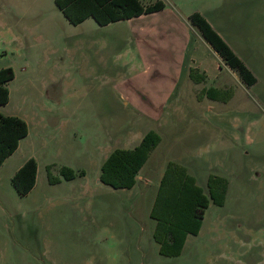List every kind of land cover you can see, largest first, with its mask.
I'll return each mask as SVG.
<instances>
[{"label": "rangeland", "instance_id": "1", "mask_svg": "<svg viewBox=\"0 0 264 264\" xmlns=\"http://www.w3.org/2000/svg\"><path fill=\"white\" fill-rule=\"evenodd\" d=\"M161 1L170 9L101 26L72 24L54 0H0V69L14 72L0 112L29 126L0 166V264H264V0ZM174 8L204 13L257 83L225 69L223 99L192 77L202 73L175 41L189 27ZM151 130L161 139L136 185L102 183L109 154ZM31 157L36 184L20 195L12 178ZM171 161L207 194L210 175L228 181L176 257L160 253L150 215Z\"/></svg>", "mask_w": 264, "mask_h": 264}, {"label": "trees", "instance_id": "2", "mask_svg": "<svg viewBox=\"0 0 264 264\" xmlns=\"http://www.w3.org/2000/svg\"><path fill=\"white\" fill-rule=\"evenodd\" d=\"M55 2L74 25L93 17L99 25L105 26L119 20L160 11L165 7L163 1L149 5H144L140 0H55ZM189 19L224 63L235 71L247 86L251 87L257 82L253 72L201 13H192ZM190 75L196 79L205 78L203 74L197 78L194 70H191ZM13 78L14 72L11 67L0 69V105L9 102L10 91L7 84ZM28 133L29 126L23 118L0 112V166L17 150L21 139ZM160 139V135L151 130L137 146L114 149L102 165L100 181L115 189L133 188ZM37 171L38 165L33 157L27 159L19 168L12 178V184L18 194L26 195L34 188ZM207 185L208 194L198 184L195 176L188 172L186 166L174 161L168 163L150 213L156 220L154 238L162 255L179 256L187 237L199 233L210 203L224 204L228 190L227 179L210 175Z\"/></svg>", "mask_w": 264, "mask_h": 264}, {"label": "crops", "instance_id": "3", "mask_svg": "<svg viewBox=\"0 0 264 264\" xmlns=\"http://www.w3.org/2000/svg\"><path fill=\"white\" fill-rule=\"evenodd\" d=\"M140 1L144 5H149V4H154L157 1H161V0H157L156 2H153L152 0H140ZM54 2H55V0H54ZM55 4H56V2H55ZM176 6L177 5H175V7ZM168 9H170V8H168V6L165 4L164 9H162L160 11L153 12V13H149V14L163 13V12L167 11ZM175 10L177 11V9H175ZM170 11H172V10H170ZM195 12H198V11H195ZM191 14L192 13H189V14H186V15H182V14L179 13L177 15H175V14L171 15L172 18L173 19H176V20H180V17L181 18L183 17L185 19L188 27H189V28L186 29V32L183 33V37L178 38L177 39L178 41L175 38V41L177 42V44H179L180 46H182V48H181L182 49V54H184V55L189 54L190 55V58H189L190 66H191L190 68H193V69L199 71L200 73H202L205 76V78L202 79L203 82L207 81V79L208 80H211L212 79L214 81V83L217 84V87L216 88L220 89V92L221 93H217L215 91L214 94H220L221 95V94L224 93L226 95V94H228V92L225 89H226L227 84L229 82V78L226 75H224V70L226 69L228 71V73H230V75H231V77L233 79H234L235 76H238V75H237V73L235 71H233L228 65H226L224 63V61L222 60V58L220 57V55L204 39V37L201 35V33L191 24L190 19H189V17H190ZM145 15H148V14H142V15L137 16V17H133V18H130V19H123V20H119V21H116V22L130 21V20H133V19H140V18L144 17ZM203 16L211 23V25L214 27V29L225 39V41L230 45V47L233 49V51L243 60V62L248 66V68L253 72V74L257 78V74L254 71L253 67L245 59V57L240 53V50H242V48L240 46L235 47L233 45V43L230 42V40L222 33V31H220L208 19V17L206 15H203ZM88 18H93V17H88ZM87 19H85V20H87ZM116 22H112V23H116ZM242 37L245 38V35L244 36L243 35L240 36V38H242ZM190 72H191V69H190ZM198 77H200V75H197V78ZM257 81H258V79H257ZM254 85H252V86H254ZM232 97H233L232 94H230V95L228 94L223 99H229V98H232ZM214 101L215 102H219L220 100L217 99V100H214ZM184 117H185V115L182 116L181 118H184ZM200 124H201V122H200ZM23 139H21V141L19 143V147L17 148V150L21 147Z\"/></svg>", "mask_w": 264, "mask_h": 264}]
</instances>
